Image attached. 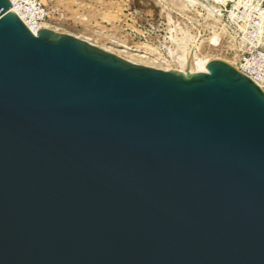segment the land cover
<instances>
[{
    "label": "water",
    "instance_id": "1",
    "mask_svg": "<svg viewBox=\"0 0 264 264\" xmlns=\"http://www.w3.org/2000/svg\"><path fill=\"white\" fill-rule=\"evenodd\" d=\"M0 264H264V90L34 35L0 0Z\"/></svg>",
    "mask_w": 264,
    "mask_h": 264
},
{
    "label": "rangeland",
    "instance_id": "2",
    "mask_svg": "<svg viewBox=\"0 0 264 264\" xmlns=\"http://www.w3.org/2000/svg\"><path fill=\"white\" fill-rule=\"evenodd\" d=\"M238 1L226 0L223 3L217 0H197L196 3H191L186 0H55L53 5L59 14L55 15L53 31L73 36L98 48L102 47L101 49L116 39L130 47L147 44L158 49L169 59V49L176 48L172 39H180L184 33H188L191 37L189 47H192L204 44L213 35L214 30L209 25L215 17L209 16L207 9L202 5L204 3L215 8V11L220 10L221 19L217 15L219 28L224 26L227 29L223 31L221 46L211 48L206 44L205 52L214 60L236 63L245 48H239L238 42H242L241 34L232 24L229 15L234 14L233 10L238 7L241 11L244 10L243 7H247L244 4L234 7ZM255 2L264 6V0ZM247 8L248 13L254 11L249 6ZM254 13L258 15L260 12L257 10ZM221 32L219 30V33ZM110 53L118 56L116 50ZM118 57L128 61L127 55L123 53ZM168 64V71H185L179 70L174 63ZM159 67L154 69L163 70L162 66Z\"/></svg>",
    "mask_w": 264,
    "mask_h": 264
},
{
    "label": "bare ground",
    "instance_id": "3",
    "mask_svg": "<svg viewBox=\"0 0 264 264\" xmlns=\"http://www.w3.org/2000/svg\"><path fill=\"white\" fill-rule=\"evenodd\" d=\"M186 1L191 2V3L197 2V0H186ZM217 1H220V2L222 1L223 3L226 2V0H217ZM255 1H258V0H255ZM255 1L254 0H239L234 5V7H237L241 4L242 5L244 4L247 7L249 6L254 10H258L260 12L259 13L260 17L262 18V20H264V6L263 7L260 6L259 2L256 3ZM202 5H203V7H205L207 9L210 17H215V18H213L214 19L213 22L210 23V25H209L214 30L213 35L209 39H207L204 44L201 43L200 45H193L192 47H189V45L191 43V37L188 33H184L182 38L172 39L173 42L176 43V48L173 50L169 49V59L165 58L158 49L153 48L150 45L143 44V45H135V46L130 47L127 44L119 43V41H116L117 39L115 40V42L113 41L112 44L107 45V47H104L103 49L108 51V52H113L116 50L118 52V56H120V54L123 53V55L124 54L127 55L128 61L135 63V64H142L145 66H151L153 68H156L157 66H160L159 68H161V66H162L161 69L168 71V70H170L168 63L171 62V63H174L175 66L179 70H185L184 72L191 71V72L196 73L199 70H201L205 65H209L210 62L214 61V59L211 58V55L206 53L204 50V47L206 46V44L208 46H210L211 48H216V47L221 46L223 31L225 32L227 30L226 27H224V26L219 28V22L220 21H219V19H217L218 18L217 15L221 19V16L219 13L220 10L216 9V11H215V8H213L207 4H204V3ZM12 9L14 10V12L18 16H20L16 7H12ZM234 11L235 10H233V12ZM217 12H218V14H217ZM232 14L230 15V17L233 16ZM46 27H48V26H46ZM219 30H221L222 32L219 33ZM235 45L236 44H234V46ZM238 45H239V48H242L245 44L243 42L239 41ZM119 48L121 50H119ZM235 56H237V55H235ZM238 58L239 59H237V61L235 60L236 63L235 62L234 63L229 62V63L232 66L239 68V64L242 60V55H239ZM260 86L264 90V85H260Z\"/></svg>",
    "mask_w": 264,
    "mask_h": 264
},
{
    "label": "built area",
    "instance_id": "4",
    "mask_svg": "<svg viewBox=\"0 0 264 264\" xmlns=\"http://www.w3.org/2000/svg\"><path fill=\"white\" fill-rule=\"evenodd\" d=\"M54 1L10 0L12 7H16L22 18L19 17L34 35H37L42 29H55V15L58 12L53 5ZM243 8L244 10L241 11L238 7L232 17L229 15L232 24L241 34L238 33V35L245 44V51L237 69L261 87L260 85H264L263 20L260 14L254 13L257 10L251 8L254 11L248 13V8Z\"/></svg>",
    "mask_w": 264,
    "mask_h": 264
}]
</instances>
